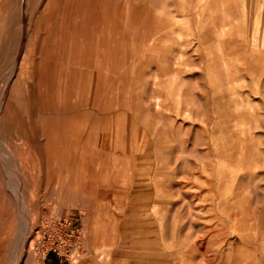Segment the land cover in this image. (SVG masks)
I'll list each match as a JSON object with an SVG mask.
<instances>
[{
    "label": "rangeland",
    "instance_id": "obj_1",
    "mask_svg": "<svg viewBox=\"0 0 264 264\" xmlns=\"http://www.w3.org/2000/svg\"><path fill=\"white\" fill-rule=\"evenodd\" d=\"M28 230L40 264H264V0H0V264Z\"/></svg>",
    "mask_w": 264,
    "mask_h": 264
},
{
    "label": "bare ground",
    "instance_id": "obj_2",
    "mask_svg": "<svg viewBox=\"0 0 264 264\" xmlns=\"http://www.w3.org/2000/svg\"><path fill=\"white\" fill-rule=\"evenodd\" d=\"M49 139V137H48ZM46 146V145H45ZM32 233L28 230V232L25 233V235L22 236L19 246L18 255L16 257V260L14 264H20L23 261L24 256L28 253L29 257L32 259V263L34 264H40V256L36 251L34 250V244L36 243L35 239H32ZM29 244V245H28ZM29 246V251H26V248ZM43 263V262H42Z\"/></svg>",
    "mask_w": 264,
    "mask_h": 264
}]
</instances>
